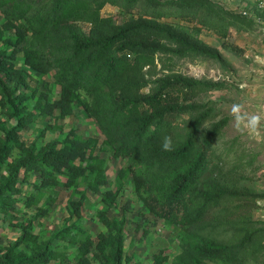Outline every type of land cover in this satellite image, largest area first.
<instances>
[{
	"label": "trees",
	"instance_id": "1",
	"mask_svg": "<svg viewBox=\"0 0 264 264\" xmlns=\"http://www.w3.org/2000/svg\"><path fill=\"white\" fill-rule=\"evenodd\" d=\"M89 1L0 0V220L20 233L7 245L0 240V264L64 261L66 254L53 246L57 240L78 251L77 264H137L125 252V214L120 219L109 217L129 182L140 204L180 233L182 254L174 264H245L258 252L251 245L256 234L248 236L243 227L235 229L237 222L230 231L221 228L239 215V198L248 192L233 190L230 185L234 182L225 174L218 178L223 170L211 161L217 135L227 121L203 129L211 118L203 114L185 128L178 123L182 116L195 117L199 112L181 100L189 102L197 90H219L221 86L171 73L152 80L145 72L146 67H156L157 54L221 57L159 24L116 25L100 15L108 2L128 7L137 0ZM149 5L156 9L164 4L148 0ZM244 18L249 19V14ZM235 22L216 10V33L221 37L228 35ZM76 23H90L91 35L78 30ZM6 33L14 35L7 37ZM163 39L177 42L184 50L172 54ZM18 60L24 61L27 70L52 75L60 87L59 98L51 99L48 85L43 91L33 88L28 72L18 68ZM149 85V92L143 93ZM78 109L94 121L103 139L85 138L73 127L63 140L39 145L48 134L64 132L60 121H75ZM37 115L48 123L37 131L36 140L28 143L24 133ZM165 136L171 137V151L161 147ZM104 151L125 161L113 183L100 156ZM24 186L33 189L25 199ZM107 186L110 189L103 192ZM61 190L80 195L69 204L77 221L82 220L88 193L100 195L98 221L106 233L95 241L76 222L48 240L35 234L36 219L47 215ZM235 201V206L230 204ZM19 205L35 208L37 214L15 222ZM223 233L230 234L229 239H223ZM156 259L158 264L165 260Z\"/></svg>",
	"mask_w": 264,
	"mask_h": 264
},
{
	"label": "rangeland",
	"instance_id": "2",
	"mask_svg": "<svg viewBox=\"0 0 264 264\" xmlns=\"http://www.w3.org/2000/svg\"><path fill=\"white\" fill-rule=\"evenodd\" d=\"M91 1L93 0L88 3ZM154 1L164 5L151 9V6H148V0H137L128 7H122L111 1L100 10V15L102 18H111L116 25L140 22L159 24L163 28L171 29L178 36L185 37L192 44L200 43L211 54L221 57L218 59L194 56L193 54L187 57L157 54L156 67L152 70L150 67L145 68L146 78L157 80L171 73L170 75L184 76L204 85L221 86L219 90H197V92L195 91L196 95L194 94V98L189 102L181 100L182 104L196 106L199 108V112L195 117H191L190 114L182 116L178 123H182L181 128H185V124L192 125L194 120L203 114L211 115L203 129H211L216 124L227 121L226 126L217 135L216 144L211 153V161L213 164L220 165L223 170L218 173V178L223 179L224 174L227 175L228 179L234 182L230 185L234 188L233 190L248 192V195L239 198L238 204L242 206L238 211L239 215L231 218L228 225L221 230L230 231L233 228L232 224L237 222L235 229L243 227L246 235L256 234L254 236H257L256 241L251 245L254 249L258 248V252L253 257H249L245 264H264V128L256 137L250 136L246 131L238 132L231 114V106L234 103H239L243 106L242 114H257L264 117V82H261V79L264 78V76L261 77L263 70L252 69L249 60L251 55L255 58L256 54L245 53L244 49L251 40L249 37H244L243 34L216 36V0H152V2ZM185 2L191 3L187 5ZM233 13L237 18L236 22L244 25L245 29L246 27L250 28L249 21L244 18V15L236 10ZM2 24L3 18L0 14V25ZM75 26L87 36L92 33L93 26L90 23H76ZM261 29L260 34L263 37L257 38V40L260 41L258 43L264 44V24L261 25ZM13 35V33H6L7 37ZM256 41L252 40L251 42ZM162 43L171 49L172 54L178 50H184L183 46L175 41L171 42L169 39H163ZM17 66L28 72L33 88L43 91L48 85L51 99L59 98L60 87L54 83L52 75L46 76L27 70L23 60H18ZM150 88L149 85L143 93H148ZM200 88L203 89V87ZM31 101L34 103L35 99ZM47 123V119L37 115L31 129L24 133V139L28 143L35 141L37 131ZM59 124L64 126L65 131L48 134L39 141V145L54 139L63 140L65 133L73 127L78 128L85 138L93 136L103 139L94 121L88 118L81 109L77 110L75 121L66 119L60 121ZM6 125L11 126L10 123ZM100 156L106 162L105 169L108 179L113 183L119 171L125 166V161L115 160L109 151L101 152ZM31 182H36L35 178H31ZM110 187H104L103 192ZM81 189H84L83 182ZM32 191L31 187L24 186V199L28 194H32ZM88 194L89 202L83 210L82 220L77 221V216L71 214L72 209L69 204L71 200H79L80 195L73 190L70 193L61 190L55 205L48 207L47 215L36 219L35 234L42 240H48L56 231L79 222L80 227L88 231L96 241L98 236L106 233V228L98 221V214L102 208L101 196L91 192ZM43 204L44 201L39 206ZM230 204L235 206L237 202ZM19 208L20 213L18 212V219L15 222L37 214L35 208L27 209L23 205H19ZM124 214L127 219L125 252L134 257V263L158 264L156 258L160 257L165 258L162 264H174L175 258L182 254L180 233L168 227L164 221L154 217L140 204L131 182L128 183L127 190L119 199L118 206L110 211L109 217L120 219ZM3 226L4 224L0 220V240L4 245H7L15 241L20 233L14 227L5 225V229H3ZM228 233H223L222 238L229 239L230 234ZM53 246L58 253H65L66 258L64 261H55L51 264H77L78 251L73 246L67 247L65 242L58 240L54 241ZM206 264L223 263L215 261Z\"/></svg>",
	"mask_w": 264,
	"mask_h": 264
},
{
	"label": "crops",
	"instance_id": "3",
	"mask_svg": "<svg viewBox=\"0 0 264 264\" xmlns=\"http://www.w3.org/2000/svg\"><path fill=\"white\" fill-rule=\"evenodd\" d=\"M258 2L259 0H216V10L223 16L224 19H228L230 21H234V13L236 10L242 15L244 13L249 14L250 18L247 19L248 25L250 24V28L245 29V26L241 23L235 22V25H231L228 29L229 33L227 36L231 34H239L244 35V37H249L250 40L256 41L257 38L261 39L263 36L260 34L261 25L264 24V12L258 10ZM242 10V11H241ZM222 19V18H221ZM261 29V30H260ZM260 35V36H259ZM216 36L221 37L220 34L216 33ZM243 37V36H242ZM248 42V45L244 47L245 53L256 54L255 58L252 57L249 61H251L252 69L259 68L263 70L261 77L264 76V44H260L259 40L252 43ZM239 44V43H238ZM261 82H264V78L261 79ZM264 84V83H263Z\"/></svg>",
	"mask_w": 264,
	"mask_h": 264
},
{
	"label": "clouds",
	"instance_id": "4",
	"mask_svg": "<svg viewBox=\"0 0 264 264\" xmlns=\"http://www.w3.org/2000/svg\"><path fill=\"white\" fill-rule=\"evenodd\" d=\"M242 105L234 103L231 106V114L235 121V127L238 132H247L250 136L256 137L260 135V131L264 128V117L257 114H242ZM161 147L165 151L172 150L171 137L165 136L162 140Z\"/></svg>",
	"mask_w": 264,
	"mask_h": 264
},
{
	"label": "built area",
	"instance_id": "5",
	"mask_svg": "<svg viewBox=\"0 0 264 264\" xmlns=\"http://www.w3.org/2000/svg\"><path fill=\"white\" fill-rule=\"evenodd\" d=\"M257 6H258V10L264 12V0H259ZM244 15H248V14L244 13Z\"/></svg>",
	"mask_w": 264,
	"mask_h": 264
}]
</instances>
